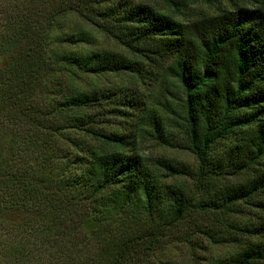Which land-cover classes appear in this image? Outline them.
<instances>
[{"label": "trees", "instance_id": "1", "mask_svg": "<svg viewBox=\"0 0 264 264\" xmlns=\"http://www.w3.org/2000/svg\"><path fill=\"white\" fill-rule=\"evenodd\" d=\"M164 1L166 7L131 0L99 7L100 0H56L47 7L43 0H29L7 9L0 0V27L1 18L10 21L0 28V142L9 145L0 144V264L139 263L175 235L176 223L188 211L194 213V232L209 243L240 246L216 257L214 264H264V0H254L258 4L253 6L244 0H203L209 9L201 12H192L184 0ZM70 11L132 57L111 49L63 55L57 63L46 57L51 20L41 19ZM145 61L177 93L176 107L169 109L164 94L159 102L169 115L127 92L68 88L80 73L141 75ZM53 74L57 77L48 84ZM98 107L103 109L86 113ZM69 111L78 115L65 121ZM106 113L136 117L135 141L144 130L163 145L191 153L195 168L160 159L151 164L137 152L127 153L124 135L97 133L88 126ZM166 122L183 137L167 132ZM64 128L95 134L112 147L86 149V158L75 156L84 170L82 180L67 179L70 157L46 146ZM224 140L232 143L224 157L211 159L213 147ZM154 166L170 175L188 174L198 193L186 196L184 189L168 187V204L158 208ZM131 195L143 224L128 230L124 211ZM242 204L254 208L253 222L232 217ZM10 211L21 213L18 230L1 220ZM188 230L175 239L190 242ZM31 232L45 254L31 255ZM90 235L97 236L92 238L96 252L73 254L72 249L88 245Z\"/></svg>", "mask_w": 264, "mask_h": 264}, {"label": "rangeland", "instance_id": "2", "mask_svg": "<svg viewBox=\"0 0 264 264\" xmlns=\"http://www.w3.org/2000/svg\"><path fill=\"white\" fill-rule=\"evenodd\" d=\"M5 2L4 0H1ZM21 1H29V0H6L4 6L7 9H11L14 5H20ZM47 4L45 6H49L52 4L53 1L56 0H43ZM99 4H96L99 7H104L107 5H112L117 0H100ZM133 2H142V3H150L156 6L166 7L167 4L164 0H131ZM245 4L248 6H253L258 4L254 0H244ZM184 3L192 8V12L194 11H204L209 9L208 5L203 0H184ZM1 9V5H0ZM49 12L50 10L47 9ZM46 20H51V24L48 26V36H47V45L45 47L46 57H49L55 63L64 55L67 54H79L84 55L85 53L89 52H104V50L111 49L126 57H132L127 51H125L117 42H115L111 37L106 36L104 33L100 32L96 29L89 21H87L83 16L75 11H70L68 13L62 15H51L49 16L48 13L46 16ZM7 17V22H10ZM3 19L2 26L3 27L6 23L4 21L6 18ZM97 18L96 20H98ZM12 22V20H11ZM0 27V28H1ZM75 39V41H74ZM14 45V44H12ZM59 64V63H58ZM54 65V64H53ZM152 63L149 61L142 65V74L140 75H133L128 73H113L107 72L100 75L94 74H85L80 73L77 78H75V82H71L68 88H77L78 90L85 89L88 91H95V92H104L106 93L108 89L114 90L115 92H127L132 94L133 96H137L139 100L145 101L151 107H158L161 108L162 114L169 115L171 106L176 107L175 102L177 93L173 90V88L165 83L163 79H157L156 74H154V68L151 66ZM56 69V68H55ZM57 77V75H52L47 78V83L52 82L53 78ZM167 89L170 91H174L173 94L167 92ZM167 96L169 99L168 107L169 109H164L160 106L159 102L163 99L164 95ZM111 99L114 100L118 96L110 95ZM102 101H104L102 99ZM109 101V100H108ZM106 104V103H105ZM106 109H109L112 105H105ZM170 104V105H169ZM102 110L103 107L94 108L88 110L86 113H94L96 110ZM125 109V108H121ZM128 111V110H127ZM131 111V110H129ZM84 113V111H81ZM131 113V112H130ZM78 115L75 112H67L65 116L68 120L73 115ZM80 115V113H79ZM86 115V114H85ZM137 115V113L135 114ZM85 117V116H84ZM62 118V117H61ZM87 119V116H86ZM147 123V122H146ZM148 124V123H147ZM89 127H92L93 130L97 133H102L106 135H110L112 133L120 134L125 136L126 142L124 148L128 149L127 153H134L137 152L145 157L149 162L152 163L153 160L160 159L165 160L176 167L182 168H191L192 170L196 166V160L194 156L186 150H183L179 147L175 146H167L163 145L156 140H154L151 136L146 135L144 130H139V142L135 141L134 133L136 130V117H133L131 114L125 116L114 115L113 113L101 116L98 115L95 117L94 123H89ZM165 129L167 132H173V134L178 137L179 139L183 137L182 132H178L176 127L172 123L166 122ZM143 129H148L147 125H143ZM0 131V135H1ZM67 137L75 141L78 145L82 147V151H77L73 145L68 142ZM134 137V138H133ZM49 145L51 149L53 148L55 152L59 150L61 156L66 155L70 157L69 161V170L66 173V178L74 180L73 178H79L82 180V176L80 177V173L84 170L80 167L79 162L76 161L77 157L89 156L83 154L86 152V149H93V148H102L106 147L107 149H111V145L105 144L102 139L96 137L95 134L88 133L83 130H76L72 128H64L60 135L57 134L52 136L49 140ZM3 147L8 148L7 142H0ZM232 145L227 140L221 141L217 143L216 146L213 147L210 153L211 159H222L225 155L226 147ZM2 148L3 153H7L8 149ZM59 159V158H58ZM75 162V163H74ZM153 183L155 185V195L161 196L156 203L158 208H165L168 204L167 199L164 198L165 190L168 187H180L181 190L184 189V194L189 196V194L198 193L197 189L194 187V180L187 174H174L170 175L166 172L165 169L162 167L155 166L153 167ZM84 173V172H83ZM72 177V178H71ZM128 181H124V185H128L126 183ZM76 187L80 190L82 186L79 183H75ZM82 185V183H80ZM130 186L133 185L130 183ZM77 190V189H76ZM107 193L109 190H105ZM105 192V193H106ZM200 192V190H199ZM100 197V196H99ZM126 200V209L124 214V226L126 229L130 230L132 228L141 227L142 226V219L140 217V212L137 211L139 209V205H137L134 200L135 198L128 197ZM97 201V198H94ZM243 206V207H242ZM241 211L232 213V217L239 221L244 222H253V207L247 206L242 204L240 206ZM194 213L191 211L186 212L185 216L181 220L180 223H176L177 229L173 232L175 235H172V238L165 239L161 242L160 246L157 250H154L152 257L143 258L139 260V263L135 264H214L216 257H221L225 255H230L233 253L238 246L235 243L230 244H212L209 243L204 235H199L198 232H194L193 228L191 227V216ZM196 215V214H195ZM5 219L6 221H10V225H15L16 229L18 230V225L22 221L21 213L17 211L7 212L1 218ZM3 221V220H2ZM112 222V221H111ZM115 224V222H114ZM115 226V225H114ZM120 227V226H119ZM116 228V227H115ZM189 229V230H188ZM188 230L189 231V239L190 242L186 243L185 241L179 242L175 239L176 234H180V231ZM1 232V230H0ZM5 232V231H4ZM3 232V233H4ZM4 235V234H3ZM1 235V236H3ZM96 237V238H95ZM182 237V236H181ZM27 238L29 241L27 244L30 246L31 255L34 254L37 256L39 254H45V249L41 245L36 246L35 239L37 238L36 233H28ZM97 240V236L90 235L87 237L88 245L82 247L80 250H73V254H77V252L82 254H93L96 252L98 247H96L97 241H92L93 239ZM34 239V240H33ZM173 239V241H172ZM40 237H38V243L40 242ZM40 244V243H39ZM38 245V244H37ZM92 245V246H91ZM216 264V263H215Z\"/></svg>", "mask_w": 264, "mask_h": 264}]
</instances>
